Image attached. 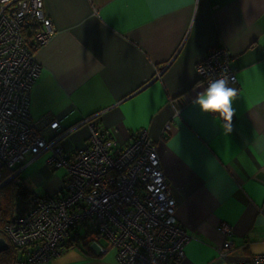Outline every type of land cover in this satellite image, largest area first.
<instances>
[{
	"label": "crops",
	"instance_id": "crops-1",
	"mask_svg": "<svg viewBox=\"0 0 264 264\" xmlns=\"http://www.w3.org/2000/svg\"><path fill=\"white\" fill-rule=\"evenodd\" d=\"M42 6L56 31L33 50L39 70L29 115L46 137L71 127L58 144L82 145L89 135L83 119L92 117L120 148L145 129L189 235L176 264H226L264 252V0H42ZM215 46L228 51L237 76L229 134L218 114L193 104L208 87L195 66ZM54 119L60 128L51 131ZM46 153L26 156L21 176L25 184L34 177L33 192L51 194L65 172L49 168ZM221 222L233 227L226 259L217 257ZM65 249L34 264H120L83 256L68 262Z\"/></svg>",
	"mask_w": 264,
	"mask_h": 264
},
{
	"label": "built area",
	"instance_id": "built-area-1",
	"mask_svg": "<svg viewBox=\"0 0 264 264\" xmlns=\"http://www.w3.org/2000/svg\"><path fill=\"white\" fill-rule=\"evenodd\" d=\"M26 28L33 31L31 45L23 38ZM55 31L42 0H0V165L15 170L12 178L26 166V156L35 159L48 152L45 164L65 170L60 190L34 192L26 209L5 222L9 243L25 250L24 258L13 264L44 262L57 255L70 228L82 222L88 225V240L99 252L116 247L120 264L178 263L189 235L177 221L170 183L145 129L118 148L87 117L83 119L89 127L86 143L65 149L57 141L71 129L47 138L30 118L29 95L39 70L33 50ZM230 58L224 47H212L196 64L197 76L205 86L218 78L233 85L237 76ZM48 124L51 131L60 128L56 119ZM218 229L223 241L217 257L226 259L233 227L221 222ZM99 236L108 245H99ZM226 264H264V252Z\"/></svg>",
	"mask_w": 264,
	"mask_h": 264
},
{
	"label": "trees",
	"instance_id": "trees-1",
	"mask_svg": "<svg viewBox=\"0 0 264 264\" xmlns=\"http://www.w3.org/2000/svg\"><path fill=\"white\" fill-rule=\"evenodd\" d=\"M23 38L28 45L33 43V31L31 28L23 30ZM70 128L71 127H67L64 130ZM14 171L15 170L4 167V165H0V237H3L7 241L8 238L4 232L5 222L12 215L22 213L26 209V201L31 194H34V192L22 180L21 172H18L12 178H9ZM79 224L70 228L69 234L59 246L60 248H58L59 252L61 249L71 247L78 242L79 239H85L86 235L79 236L77 230H75ZM85 227L87 232H89L87 235H89L91 231L88 228V225L85 224ZM92 231H94L93 228ZM23 248L24 247H17L9 243V248L0 252V264H13L16 260L24 258L25 250Z\"/></svg>",
	"mask_w": 264,
	"mask_h": 264
},
{
	"label": "clouds",
	"instance_id": "clouds-1",
	"mask_svg": "<svg viewBox=\"0 0 264 264\" xmlns=\"http://www.w3.org/2000/svg\"><path fill=\"white\" fill-rule=\"evenodd\" d=\"M236 95V90L229 86L227 79L218 78L210 82L206 90L196 96L193 104L204 113L218 114L224 122L222 125L224 132L229 134L232 131L231 121L234 115L232 104Z\"/></svg>",
	"mask_w": 264,
	"mask_h": 264
},
{
	"label": "rangeland",
	"instance_id": "rangeland-1",
	"mask_svg": "<svg viewBox=\"0 0 264 264\" xmlns=\"http://www.w3.org/2000/svg\"><path fill=\"white\" fill-rule=\"evenodd\" d=\"M48 154V153H46ZM44 154V155H46ZM39 161H41V158L34 161L27 169L24 170V172L22 173L25 174L27 173L31 168H35L37 165H39ZM31 162L28 163V165L30 164ZM27 165V166H28ZM55 170L56 172H59V174H61V176L64 175V172L65 170L63 168H56V169H53ZM37 171L34 170V172ZM38 177V176H37ZM31 179V182H29V180H27V186L30 188V189H34L35 186H34V183H36L35 179L33 176L30 177ZM33 185V186H32ZM32 186V187H31ZM42 186V185H41ZM38 190H41V187H38ZM36 191V190H34ZM89 224L91 222H88ZM75 230H77V234L79 236H85V239L82 238V239H79L78 242H76L75 244H73L70 248H66L65 249V255L64 257L62 258H65V260H68V262H70L69 260H75L79 257V256H83L85 258H89V259H92V260H100L102 257L105 258L107 261H111V262H114L116 260V247H110L107 252H106V255H96L94 254V252L91 250L90 248V245L93 243V240L92 241H88L87 244H86V240H88V237L90 235H87L89 232H87L86 230V227L83 223H80L77 228H75ZM96 242L101 245V246H106L108 245V241L107 239L104 237V236H99V238L96 240Z\"/></svg>",
	"mask_w": 264,
	"mask_h": 264
},
{
	"label": "water",
	"instance_id": "water-1",
	"mask_svg": "<svg viewBox=\"0 0 264 264\" xmlns=\"http://www.w3.org/2000/svg\"><path fill=\"white\" fill-rule=\"evenodd\" d=\"M9 248V243L3 237H0V252Z\"/></svg>",
	"mask_w": 264,
	"mask_h": 264
}]
</instances>
